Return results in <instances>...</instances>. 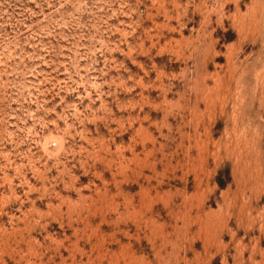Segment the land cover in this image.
<instances>
[{
  "label": "rangeland",
  "instance_id": "rangeland-1",
  "mask_svg": "<svg viewBox=\"0 0 264 264\" xmlns=\"http://www.w3.org/2000/svg\"><path fill=\"white\" fill-rule=\"evenodd\" d=\"M0 264H264V0H0Z\"/></svg>",
  "mask_w": 264,
  "mask_h": 264
}]
</instances>
